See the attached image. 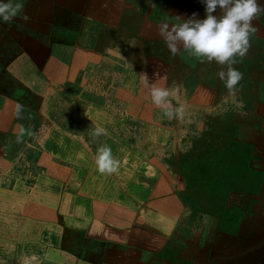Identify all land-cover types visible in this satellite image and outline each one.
<instances>
[{
  "label": "rangeland",
  "instance_id": "1",
  "mask_svg": "<svg viewBox=\"0 0 264 264\" xmlns=\"http://www.w3.org/2000/svg\"><path fill=\"white\" fill-rule=\"evenodd\" d=\"M101 2L90 5L84 15L70 7L61 14L68 36H77L69 46L73 63L54 58V68L47 67L51 59H43L39 67L30 60L35 68L26 71L19 67L14 75L9 68H0V178L1 185H8L0 186V225L8 226L2 227L0 234H23L14 226L22 222L24 227L25 217L38 215L31 210L32 193L51 198L57 186L77 187L86 193L76 205L85 213L89 205L100 204L97 193L110 190L114 193L110 206L121 207L124 200L115 197L119 184L121 192L139 200L142 194H169L171 187L184 190V186L191 188L199 181L204 192L185 189L192 191L187 196L194 200L192 204H197L199 197L198 204L210 214L216 204L226 207L224 221L237 218L228 194L230 183L241 184L243 180L245 185L249 175L254 185L247 189L252 187L255 192L264 178V170L251 163L254 159L264 161V155L259 156L264 152V40L257 44L250 38L247 54L234 58L233 67L242 73V79L232 95L217 75L222 69L226 71L227 65L201 62L183 50L173 55L158 35L161 23L178 22L170 17L174 15L170 14L169 0H112L98 12ZM186 4L205 12L202 0ZM262 18L254 19L253 25L256 27ZM11 28L10 22L0 19V34ZM57 40L50 41L52 48L67 53L66 45ZM9 49L12 52H0V57L17 54L13 52L17 48ZM152 84L170 90L173 107L184 106L181 118L168 119L163 109L153 104ZM17 104L24 106L19 118ZM97 126L107 134L94 137ZM21 129L25 134L17 142ZM9 135L12 138L6 139ZM247 140L263 147L257 145L253 148L257 153H253ZM102 145L110 146L113 157L120 161L116 173L97 170L95 157ZM47 159L50 162L43 165ZM57 175L63 179H55ZM32 186L33 192L27 194L25 189ZM64 191L67 208L74 198ZM48 201L53 208V198ZM113 218L116 220V216L108 219L114 222ZM209 222L212 234L214 223L205 216L204 226Z\"/></svg>",
  "mask_w": 264,
  "mask_h": 264
},
{
  "label": "crops",
  "instance_id": "2",
  "mask_svg": "<svg viewBox=\"0 0 264 264\" xmlns=\"http://www.w3.org/2000/svg\"><path fill=\"white\" fill-rule=\"evenodd\" d=\"M102 1L105 2H101L100 7L97 5L96 8L95 5L98 12L105 9L107 3L112 0ZM22 2L24 7L15 17L16 22L10 21L12 28L9 32L0 34L1 55L10 50L9 46L11 49L17 48L13 51L17 54L1 56L0 68H9V72L15 73L19 67L27 71L35 68L30 60L39 63L37 66L40 67L43 59H51L52 64L49 63L47 67L55 68L57 65L54 58H59L63 62L70 60L73 63L75 58L69 51V46L75 42L77 36H74V39L68 36L66 27L61 22V14L66 7L74 8L83 14V11L89 10L90 5L98 4L99 0H22ZM187 2L195 4L197 0H185V2L169 0L170 14L174 15L170 17L179 16L188 19L193 13L197 14V19L206 17L203 10H195L187 6ZM258 3L264 5V0H258ZM187 11H190L191 15L189 12L186 14ZM261 13L256 19L264 18V14ZM213 15H221L219 7ZM23 16H27L28 19L24 20ZM263 18L256 27L253 25L256 31L250 36L252 42L257 44L264 40L262 39ZM85 22L84 19V27ZM51 40L65 44L67 53L63 54L53 49ZM45 47L46 50H42ZM18 49H22L21 54L18 53ZM202 74L203 72H199L198 75ZM9 138H12V135L6 136V139ZM248 142L252 144V152L257 153L253 148L257 147L258 143L251 140ZM27 145L29 146V143L25 144V147ZM4 146L6 147L5 140ZM258 147L263 146L258 145ZM261 154L264 155V152L259 153V156ZM262 159L264 160V156ZM48 162L50 159L45 160L43 165ZM251 163L254 168L264 170V161L254 159ZM44 174V171L40 173L34 185ZM64 177L69 180L68 176ZM56 178L62 180L63 176L57 175ZM105 179L110 180L107 177ZM245 180V185L243 180L241 184L233 181L229 185L231 190L228 194L232 197V212L237 213V218L232 221H224L226 207L219 208L215 204L210 214L205 207L198 204L199 197H196L197 204L191 203L194 200L188 199L187 196L192 191L185 192V189L196 188L204 192L203 184L199 181H195L191 188L184 186V190L171 187L169 194L155 193L152 197L142 194L139 200L126 192H121L119 184L115 197L120 196L124 200L121 207L110 206V200L114 198L111 197L114 193L110 190V192L97 193L96 200L100 204L89 205L85 213H80L81 210L76 205L80 199H85L87 194L77 187L57 186L53 197L47 198L41 192L32 193L33 185L29 190L25 189V192L34 194L31 210L38 215L25 217L24 227L22 222L14 226L19 231L22 229L23 234L5 237L1 232L0 264H26V262L27 264H264V178L255 192L251 191L254 185L253 178L248 175ZM2 181L3 179L0 178V186H8L5 185L6 183L1 185ZM64 183L61 182L62 185ZM250 186L251 189H247ZM64 190L74 198L72 202L67 203V208L63 200ZM166 198L168 200H165ZM48 199L52 201L53 208ZM35 208L36 210L41 208L40 212ZM46 212L51 213L52 216H44ZM66 216L68 218H65ZM109 216H116V220L113 218L115 221H111L108 219ZM205 216L212 218L214 223L212 234H210L211 223L206 226L203 224ZM182 217H187V222ZM2 227L8 226L0 225L1 231H3ZM207 234L208 237L210 234L209 238Z\"/></svg>",
  "mask_w": 264,
  "mask_h": 264
},
{
  "label": "clouds",
  "instance_id": "3",
  "mask_svg": "<svg viewBox=\"0 0 264 264\" xmlns=\"http://www.w3.org/2000/svg\"><path fill=\"white\" fill-rule=\"evenodd\" d=\"M206 17L197 19L193 13L188 19L177 16V23L169 25L166 22L157 26L158 35L161 36L170 52L175 55L181 49L189 55L199 58L201 62L215 61L219 65H227L226 71L217 73L219 79L225 81L229 93L235 95L236 85L242 79V73L233 65L235 57H244L250 48V35L256 31L252 21L264 12V5L258 0H203ZM22 0H0V19L10 22L22 11ZM221 15L213 13L217 8ZM27 20V16L22 17ZM145 79H147L145 77ZM150 95L153 104L161 107L168 119L182 117L184 106L173 107L169 100L172 93L167 88L150 85ZM23 105H16V116L20 117ZM25 130L21 129L17 142H21ZM31 135V133H28ZM106 129L97 126L92 135L99 137L106 135ZM95 164L101 174H113L119 169L120 161L113 157L111 147L102 145L97 149ZM35 259V257H33ZM27 264V262H26Z\"/></svg>",
  "mask_w": 264,
  "mask_h": 264
}]
</instances>
